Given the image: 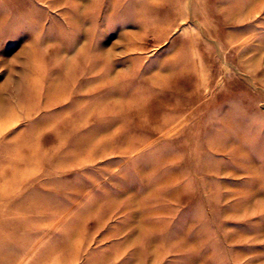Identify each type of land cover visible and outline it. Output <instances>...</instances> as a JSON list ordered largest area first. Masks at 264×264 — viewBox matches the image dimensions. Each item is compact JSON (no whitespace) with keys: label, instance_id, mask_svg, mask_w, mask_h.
<instances>
[{"label":"rangeland","instance_id":"374dc122","mask_svg":"<svg viewBox=\"0 0 264 264\" xmlns=\"http://www.w3.org/2000/svg\"><path fill=\"white\" fill-rule=\"evenodd\" d=\"M0 264H264V0H0Z\"/></svg>","mask_w":264,"mask_h":264}]
</instances>
